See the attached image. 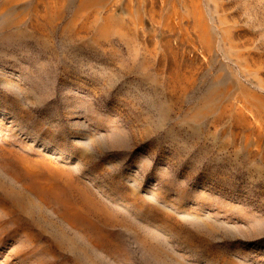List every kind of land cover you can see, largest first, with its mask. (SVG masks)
Wrapping results in <instances>:
<instances>
[{"label": "rangeland", "instance_id": "rangeland-1", "mask_svg": "<svg viewBox=\"0 0 264 264\" xmlns=\"http://www.w3.org/2000/svg\"><path fill=\"white\" fill-rule=\"evenodd\" d=\"M0 264H264V0H0Z\"/></svg>", "mask_w": 264, "mask_h": 264}]
</instances>
